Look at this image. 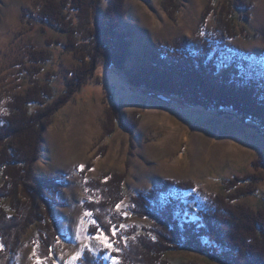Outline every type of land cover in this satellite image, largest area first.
Segmentation results:
<instances>
[{"label": "rangeland", "instance_id": "obj_1", "mask_svg": "<svg viewBox=\"0 0 264 264\" xmlns=\"http://www.w3.org/2000/svg\"><path fill=\"white\" fill-rule=\"evenodd\" d=\"M44 1L0 0V117L10 112L13 98L33 86L50 84L55 99L81 65L64 49L66 36L41 17ZM224 1L124 0L126 16L119 32L130 45L124 72L98 61L94 77L71 95L42 131L39 158L32 164L34 176L65 175L64 184L51 185L50 190L58 204L52 208L60 233L53 246L57 264H79L85 249L96 257L104 253L105 264H117L106 250L115 253L139 236L133 232L151 227L150 221L134 214L138 208L134 201L165 182L192 186L184 193L189 199L187 211L217 207L215 202L220 207L234 204L253 211L264 209V127L241 122L226 110L207 112L178 99L132 89L125 77L149 69L167 73L187 60L188 48L194 51V44L200 48L207 43L217 53L220 66L215 75L219 80L257 74L264 81V0H228L244 7L234 12L232 37L219 24L227 16L221 9ZM109 2L102 0L98 16ZM63 11L76 26V13ZM86 14L89 24L85 27L92 29L91 16ZM132 118L131 139L122 124ZM119 178L123 199L116 212L124 221L109 234L89 235L86 205L98 207L112 180ZM251 182L254 193L231 202L229 195L238 188H250ZM17 194L24 198L21 186ZM39 227L33 222L21 234L13 264H40ZM163 260L217 264L186 249L167 253Z\"/></svg>", "mask_w": 264, "mask_h": 264}, {"label": "trees", "instance_id": "obj_2", "mask_svg": "<svg viewBox=\"0 0 264 264\" xmlns=\"http://www.w3.org/2000/svg\"><path fill=\"white\" fill-rule=\"evenodd\" d=\"M163 2L165 4L166 0ZM101 4L102 0H64L60 4L45 0L42 6L41 17L66 36L64 49L73 53L81 65L67 80L64 92L55 99L50 84L33 86L23 96L13 98L10 112L0 117V264H13L12 255L20 236L33 222L40 224L37 259L40 264H57L53 246L60 233L52 208L58 204L50 190L54 184L61 187L65 175L34 176L32 164L39 158L42 131L71 95L94 77L97 62L124 72V63L130 57L127 36L119 32V25L126 16L125 2L110 0L98 16ZM63 8L76 13V26ZM165 8L168 12V7ZM243 8L228 0L222 3L221 9L227 16L220 18L219 24L228 37L234 35V12H241ZM86 12L91 16L92 29L85 27L89 24L85 20ZM77 36L82 39L77 40ZM194 49L188 48L187 60L167 73H163L164 69H149L125 74L127 85L163 99H178L207 112L226 110L241 122L264 127V81L257 74L219 80L215 75L220 66L217 53L214 54L207 43L200 48L194 44ZM33 106L35 109L30 108ZM110 116L116 119L114 112H110ZM134 121L132 118L122 125L131 133ZM130 137L132 139V133ZM120 179L112 180L104 193L105 200L98 207L86 205L89 235L109 234L124 221L116 212V206L123 199ZM19 186L25 194L23 199L17 194ZM249 186L229 195L231 202L254 193V183ZM191 190L188 183L165 182L136 198L134 202L138 208L134 214L150 221L151 227L133 232L139 236L115 253L106 250V254L115 258L117 264H170L163 260L165 254L186 249L202 253L217 264H264V209L253 211L234 204L220 207L215 202L217 207L187 211L185 205L189 199L184 193ZM103 254L96 257L85 249L78 262L105 264Z\"/></svg>", "mask_w": 264, "mask_h": 264}]
</instances>
